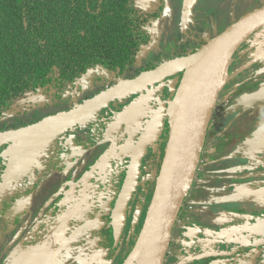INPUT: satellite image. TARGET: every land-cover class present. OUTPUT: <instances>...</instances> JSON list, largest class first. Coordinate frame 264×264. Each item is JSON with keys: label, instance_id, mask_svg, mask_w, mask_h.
Returning a JSON list of instances; mask_svg holds the SVG:
<instances>
[{"label": "rangeland", "instance_id": "1", "mask_svg": "<svg viewBox=\"0 0 264 264\" xmlns=\"http://www.w3.org/2000/svg\"><path fill=\"white\" fill-rule=\"evenodd\" d=\"M263 4L264 0H165V13L155 31L152 45L157 46L154 48L156 51L186 52L197 49L201 40H211L247 11ZM169 31L170 40L165 41ZM152 45L146 49L148 52L145 55H149V49L154 47ZM241 50V53H245L244 57L240 58V52L233 57L226 82L218 95L207 125L204 154L202 150L200 162L208 155L212 160L207 165L199 163L182 211L178 215L179 224L173 232V245L168 249L173 254L172 257L169 256L172 263L179 258L180 248L176 239L180 225L188 218L193 222L201 217L207 227L203 234L206 241L198 245L201 250L222 247L218 237L231 236L240 230V226H245V229L249 225L264 222V199H256L258 197L248 194L250 182H264V127L256 126L261 120L255 124L250 121L251 133L243 134L242 139L239 136H228L223 143L224 137H220L219 142L212 134L207 137L210 123L216 117L219 98L226 94L230 85L239 84L232 90L237 107L239 103H243L249 107L245 112L264 107V28L251 37ZM150 57L161 59L163 55L150 53ZM114 77L112 72L97 67L90 70L83 77L84 81L78 83V88L69 91L63 100L56 101L55 97L49 95L40 99L45 100L48 113L64 112L70 110L73 105L77 107L85 102V94L81 95L79 92L87 88L85 84L93 85L97 79L98 87L102 89L110 84ZM178 82V77L168 81L170 93L167 102L163 101L165 83L132 98L113 119L101 146L90 151V154L78 150V154H84L81 161L70 166L65 173L50 178L51 186L47 191L43 190L44 195L39 194L36 199L33 197L27 203L30 211L20 229L19 241L15 239L12 246L4 248L0 264H141L144 248L135 251L141 235L137 227L143 219L146 221L144 215L147 216L148 207L146 206L145 213L137 208L136 204L131 205L133 207L127 234L130 230H135L133 236L131 233L128 235L131 237L126 234L128 239L123 245L125 254L121 250L115 260L108 262L104 251L94 250L98 241L90 235L101 229L102 222L99 218L86 220L93 212L94 201L103 192L104 187L103 184L93 187L94 184L89 183L96 180L98 174L101 175L105 169L121 168L158 106L163 102L169 108L174 102ZM240 86L245 92L241 95L238 94ZM35 104V99L29 98L15 107L13 113L6 116L7 119H0V131L3 132L2 130L12 123L16 126L28 124ZM169 116L170 113L167 114L168 118ZM259 118L264 119V113ZM261 123L263 124L264 120ZM212 144L215 145L211 152ZM218 157L223 159H217ZM150 169L151 166H147L146 170ZM157 174L158 171H155L156 177ZM78 194L79 197L76 196ZM67 196H70L69 199L73 198V210L71 214L61 217ZM203 204H206L207 208ZM18 214L16 211L11 212L0 225V244H4L5 239L6 243L8 242ZM55 218H59L57 223H54ZM44 225L47 229L43 231L42 240L35 245L25 246L27 241L37 238ZM79 242L81 244L77 245ZM188 258L191 259L190 256ZM238 264H264V249H252L249 254L239 258Z\"/></svg>", "mask_w": 264, "mask_h": 264}, {"label": "flooded vegetation", "instance_id": "2", "mask_svg": "<svg viewBox=\"0 0 264 264\" xmlns=\"http://www.w3.org/2000/svg\"><path fill=\"white\" fill-rule=\"evenodd\" d=\"M138 3L137 0H124L125 2V8L122 10H125L126 8L132 9L133 4L135 2ZM162 2V8L159 12L158 16H153L151 13L148 14L146 25L144 26V31L149 36L148 43L141 47L139 52L136 55V61L135 63L129 67L126 71L120 72L116 70H111L105 66L102 65H95L88 69V71L84 74H81L79 77H76L73 81L65 83L63 85L59 84L55 80L56 76L51 78V82L44 87H39L35 91L26 92L24 94V97L18 102H16L12 109H10L8 112H6L4 115L0 116V119L5 120L7 119L6 116L13 113V110L15 107L23 104L26 99L32 98L35 99V105L34 108L31 110L30 115V122L25 125L16 126L14 123L9 124L5 127L3 132L0 131V134L6 133V132H12L17 131L22 128L29 127L31 125H35L49 117L56 116L60 113H63V111L55 112V113H48L45 100H41L40 98H43V96L47 97L53 96L55 97L54 100L61 101L63 100L66 95L71 92L72 90H76L78 88V83H82L83 77L92 69H95L97 67H103L107 71H110L114 74V80L108 84L105 85L102 89H99L97 84L98 75L96 74V81L92 85H86L87 88H85L82 91H79L81 95L85 94L84 99L85 102L80 104L77 107H73L70 110L64 111L68 112L71 110H74L84 103H86L88 100L100 95L101 93L107 91L108 89L115 87L119 85L122 82L133 80L142 74L153 71L160 66L163 65L164 62L173 61L177 58L186 57L188 55L194 54V50L201 49L205 44H207L211 40H201L200 46L197 49H190L186 52H171V51H162L158 50L156 51L154 48H157V46L152 45L154 41V34L155 31L159 28L160 21L162 15L165 13V0H161ZM99 3H102V0L99 1ZM264 7L263 5L255 6L250 11H247L246 14L251 13L259 8ZM151 12V11H150ZM244 14L243 16H245ZM241 16V18L243 17ZM241 18H239L237 21L232 23L230 26L238 22ZM228 27V28H229ZM226 28V29H228ZM225 29V30H226ZM263 28L259 29L258 31L262 30ZM224 30V31H225ZM222 31V32H224ZM256 31L251 37H254L257 32ZM221 32V33H222ZM220 33V34H221ZM170 31L166 33L165 41L170 40ZM219 35V34H218ZM217 35V36H218ZM216 37V36H215ZM214 37V38H215ZM249 37V39L251 38ZM259 39L258 37H256ZM159 39V38H158ZM248 39V40H249ZM248 40L244 43L246 44ZM243 44V45H244ZM150 45L154 46L149 49V55H145L146 49L150 47ZM242 45V46H243ZM242 46L239 48V50L236 52H240V58L244 57V52L241 53ZM198 51V50H197ZM196 51V52H197ZM195 52V53H196ZM150 53H155L159 55H163L161 59L151 58ZM169 53V54H167ZM235 54V55H236ZM165 64V63H164ZM179 78L178 84H176V89L179 88V85L181 83L183 74H178L172 78H169L168 80H165L164 82L157 84L153 87H150L142 92H139L135 95H132L130 97H125L123 99H118L115 102L111 103L109 106L98 112L92 119L88 121H82L79 124H77L75 127L71 128L70 130L66 131L65 133L61 134L60 136L56 137L52 141H50L47 145H45L39 153L30 156H28L29 159L27 160V163L24 168L20 167V170L18 169V172L13 174L12 176L9 175V169L12 165V157L9 154V148L16 144L18 141H15L13 143H6L0 145V225L5 222V218L7 215H9L11 212L16 211L18 214V217L15 219L14 222V229L13 233L8 239V242L6 243V239L4 241V244H0V259L3 258L4 254V248L10 247L13 245V241L15 239L18 240V236L20 235V229L22 227L24 219L29 215V205L27 204L33 197L35 199L37 198V195H44L43 190H48L51 186L50 178L53 176H59L63 173H65L70 166L75 165L76 163L81 161V156L84 154H78L77 151H83L86 152V154H90L89 152L98 148L102 145L105 137L106 132L109 126L112 124L113 119L115 118L118 113H120L123 108L128 104V102L136 97L137 95L147 92L150 89H153L161 84L165 83V89H164V99L163 101L167 102L169 98L170 88L167 85L168 81L174 78ZM233 82V81H232ZM239 84H234L233 86L230 85L228 87V90L225 92L226 94L221 96L219 98L218 102V108L216 112V117L213 119V121L210 123L209 127V133L207 134V137H211L209 135L212 134L214 138H216V141H221L220 137H224L226 142V137L229 136L231 138L232 136H239V138H243V134H250L249 131V122L253 121L255 124L258 122V120H261L258 122L256 126H262L264 127V123L261 122L264 119H261V117L264 113V107L254 108L251 110V112H245L249 107H246L243 105V103H239L238 107L234 104L237 103L234 99L233 95V89L237 87ZM95 89V90H93ZM244 94L242 87H239L238 94ZM48 96V97H49ZM44 97V98H45ZM244 97V96H243ZM242 98V97H241ZM164 105L162 102L157 110L160 108V106ZM168 108V105H166ZM156 110V111H157ZM155 111V113H156ZM154 113V114H155ZM153 114V115H154ZM168 114V112H167ZM153 117V116H152ZM151 120V119H150ZM149 120V122H150ZM148 122V123H149ZM164 126L162 128V131L156 140L155 144L148 148V152L145 155L142 166H141V174L138 181L137 190L135 191L133 197L131 198L127 211H126V224L123 229L122 235L120 239L117 241L114 234V226H113V212L115 209V206L117 204L119 195L123 189V186L125 184V180L127 177L128 167L130 165V162L132 160V155L134 152V149L137 145V142L143 135L145 129L147 128V125L143 132L138 137L133 151H131L129 157L127 160L123 163L121 168L119 170H112V169H105L101 175L98 174L96 180H93V182L89 184H94V186H97L98 184H103L104 190L101 194H99L95 201H94V208L93 212L87 217L86 220H92L94 218H99V220L102 222L101 229L95 230L90 235H92V239L97 240V244L94 247V250H100L104 251L106 260L109 262L116 259L118 253L123 250V254H125L126 250L123 247L124 242L128 239V236L130 233L133 236V231L130 230V232L127 234L130 224V212H131V205H135L137 208H140L142 211L146 213V206L149 209V206L151 204L155 187L157 183V179L160 173V169L165 157V152L167 148V143L170 136V123L169 118L165 117ZM222 126L220 128V126ZM240 127V128H239ZM237 130V131H236ZM206 137V138H207ZM221 142V144L223 145ZM205 144V143H204ZM215 144L211 145L210 151L212 152V147H214ZM203 154H204V148H203ZM234 154H232L233 156ZM206 156L204 159L201 160L200 164L207 165L211 162V160ZM217 159H223V158H217ZM17 159L15 160V162ZM147 166H151V169L147 171ZM109 171V172H108ZM111 171V172H110ZM158 171V176L156 177L154 175V172ZM152 177L154 179H152ZM149 182L148 184H145V182ZM249 188V195H253L254 197H258L256 199H264V182H250L248 185ZM79 197V194L76 195ZM188 196V194H187ZM186 196V197H187ZM70 196H67L65 198V208L63 209V213L61 215H69L72 212V205L74 204L73 198L69 199ZM186 200V198H185ZM184 200V203H185ZM136 202V203H135ZM257 202V200H256ZM183 203V206H184ZM206 205V204H203ZM202 205V206H203ZM182 206V208H183ZM192 207V206H190ZM182 208L180 212L182 211ZM204 208V206H203ZM207 208V205H206ZM180 214V213H179ZM146 219V214L144 215ZM179 218V216H178ZM59 218L54 219V223H57ZM85 220V221H86ZM187 221L180 225L181 228L179 230V236H177V245L180 248L179 250V258L175 262L172 263L170 261V257H172V253L168 251L166 259L164 264H238L239 258L243 255H247L250 253V251L254 248H263L264 245L258 244L260 240H262V236L252 234L250 232H246L244 230L245 226H240V230L233 233L231 236L225 237H218V242L220 246L218 249H212L209 250L207 248L205 249H199L198 245L202 241H206L204 239V232L206 230V226L203 224V219L201 220V217L199 220L193 221L189 218L186 219ZM264 223V222H263ZM145 220L143 219L141 224H139V227L137 229L139 230V235L142 231V228L144 227ZM179 224L178 219L176 220V223L174 225L173 231H172V238H173V232L177 228V225ZM262 224V223H258ZM257 225V224H255ZM179 226V227H180ZM253 226V225H249ZM247 226V227H249ZM206 227V228H205ZM47 229L46 225H44L39 233L37 234V238H33L29 241H27L24 245L30 246L35 245L39 243L43 236V231ZM189 229H197L198 231H189ZM223 229V228H221ZM234 232V231H233ZM127 234V236H126ZM138 235V236H139ZM126 236V238H125ZM190 236H196L195 238H189ZM90 237V236H89ZM182 237V238H181ZM171 238V247L173 245V241ZM181 238V239H180ZM179 240V241H178ZM16 244V243H15ZM81 244L79 242L77 245ZM172 254V255H171ZM170 256V257H169ZM191 257L189 259L188 257ZM201 256H205L201 258ZM186 257V258H185ZM167 259L168 263H167ZM262 261V259H260ZM185 261H187L185 263Z\"/></svg>", "mask_w": 264, "mask_h": 264}, {"label": "water", "instance_id": "3", "mask_svg": "<svg viewBox=\"0 0 264 264\" xmlns=\"http://www.w3.org/2000/svg\"><path fill=\"white\" fill-rule=\"evenodd\" d=\"M261 28H264V7L243 16L238 22L205 44L195 54L169 61L133 80L122 82L74 110L49 117L35 125L17 131L0 134V145L18 141L9 148V154L12 157L9 175L12 176L17 173L20 167L24 168L29 157L39 153L50 141L80 122L92 119L98 112L116 100L135 95L182 73L183 77L174 102L169 108L165 105L160 106L137 142L128 167L125 184L113 212L114 234L118 241L126 224L128 204L137 190L142 161L148 152V148L153 146L158 139L167 112L170 113V136L165 157L146 221L135 247V251L144 248L141 264H164L171 243L172 231L200 163L207 125L218 95L226 82L231 61L239 48ZM217 55H219L218 72L220 74L217 76L219 80L213 89L208 104L206 124L197 148L191 176L178 206H170L169 198L174 184V173L180 158H182L187 128L192 116V94L200 86L199 79L202 72L204 69L209 68V63ZM29 154L30 156H28ZM194 230L198 231L197 229H189V231ZM244 230L262 236L263 238L258 244L264 245V223L246 227ZM195 237L190 236L189 238L193 239ZM203 257L205 256H201V258Z\"/></svg>", "mask_w": 264, "mask_h": 264}, {"label": "trees", "instance_id": "4", "mask_svg": "<svg viewBox=\"0 0 264 264\" xmlns=\"http://www.w3.org/2000/svg\"><path fill=\"white\" fill-rule=\"evenodd\" d=\"M99 1L0 0V116L56 75L63 85L95 65L124 72L135 63L161 0L125 10L124 0Z\"/></svg>", "mask_w": 264, "mask_h": 264}, {"label": "bare ground", "instance_id": "5", "mask_svg": "<svg viewBox=\"0 0 264 264\" xmlns=\"http://www.w3.org/2000/svg\"><path fill=\"white\" fill-rule=\"evenodd\" d=\"M219 55L215 56L209 63V68L202 72L199 84L192 94V116L187 128L185 147L174 173V184L169 198V205L178 206L187 187L191 176L193 165L196 159V152L199 146L208 114V104L211 100L213 89L215 88L220 73ZM198 84V85H199Z\"/></svg>", "mask_w": 264, "mask_h": 264}]
</instances>
